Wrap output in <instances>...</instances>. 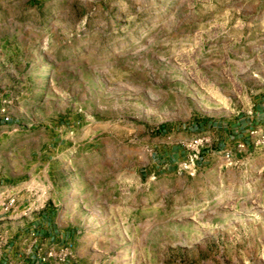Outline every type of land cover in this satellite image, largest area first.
<instances>
[{
  "label": "rangeland",
  "instance_id": "374dc122",
  "mask_svg": "<svg viewBox=\"0 0 264 264\" xmlns=\"http://www.w3.org/2000/svg\"><path fill=\"white\" fill-rule=\"evenodd\" d=\"M0 98V264H264V0H0ZM175 126L193 169L148 170Z\"/></svg>",
  "mask_w": 264,
  "mask_h": 264
},
{
  "label": "crops",
  "instance_id": "0c3cea01",
  "mask_svg": "<svg viewBox=\"0 0 264 264\" xmlns=\"http://www.w3.org/2000/svg\"><path fill=\"white\" fill-rule=\"evenodd\" d=\"M2 101H3V98H0V107H2V103H1ZM20 101L21 100H19V102L17 103L20 106L19 111H24V109H26V106H24V104H22V102ZM5 109H6L5 114L0 115V129L1 130H4V129L8 130L9 127H12L10 123L12 122L16 123L18 116H20L17 111V108L16 107L13 108V105L12 107L5 106ZM257 118H258V121L255 122V126L264 130L263 116H257ZM200 132L201 131H199V129L194 128V127L184 129L183 127L175 126L174 128H171L169 131L167 130V128L161 129L158 135L156 136L155 141L151 143V145L145 147L144 152L142 153L143 155L141 159H143V162L146 168L148 167V170H152V171H164L165 169L169 170L173 166V164H177L179 161L183 160L185 157V149L183 148L182 143L192 140L193 138L198 136ZM241 135H243V132ZM241 135H236V137L240 138L242 137ZM245 137H247V135H245ZM237 141L238 140L224 142L223 146L221 143L217 146V149L221 147L223 148L227 147V145L229 144H232V148H233ZM126 156L129 162H131L133 166L135 167L136 160H137L136 147L132 149L130 148ZM123 157L121 158L117 154V158H118L117 164L118 165H120V162L122 161ZM87 159L88 161H90L89 158ZM220 159L222 160L223 158L221 157ZM77 161H78L77 159L68 158V173L70 171H74L76 166L78 168L80 167V164L78 165L79 162ZM80 161L83 162V159H80ZM110 162H112V160L109 159L108 157H105L104 159L96 163V165L100 164L101 167H103V166L109 165ZM116 169H118V167H116ZM140 175L142 176V172L140 173ZM78 177L79 176L76 175V177L73 179L72 175L68 174V212L72 211L71 206L74 202L73 199L76 198L75 196L78 191L82 192L80 195L82 199H85L86 197L89 196L90 189L93 190V194L91 196L93 197L96 196L95 194L97 192L96 191L97 188L95 184L94 183L91 184L88 178H84L83 176L79 178ZM71 218H72V215H71ZM42 225H43L42 227H46L48 231L52 230V231H49L48 234L46 235L52 238V236H54L55 234V230H54L55 228L53 226H49L48 220L46 221V223L42 222ZM25 237L26 236L23 234L18 236L17 244H16L18 245V247H20L18 252H23L24 247L27 246L26 241H24ZM42 238H45V235L39 234L37 240L39 242H42ZM46 244H47V241H45V245ZM19 255L21 256V254ZM18 261H20L19 258L17 259V262Z\"/></svg>",
  "mask_w": 264,
  "mask_h": 264
},
{
  "label": "built area",
  "instance_id": "2783aa9c",
  "mask_svg": "<svg viewBox=\"0 0 264 264\" xmlns=\"http://www.w3.org/2000/svg\"><path fill=\"white\" fill-rule=\"evenodd\" d=\"M1 103H2V107H0V115H4L6 112V109L4 106L5 101H2ZM260 129L261 128H259V127L254 128L252 131L247 133V136L251 137V136L258 135L260 133ZM204 140L205 139H203V138H198V139H192L190 141L182 143V146L185 149V157L182 161L184 163V166H183L184 169H193V167H194L193 159H197V157L192 156V152L197 150L198 147H200L203 144ZM262 140L264 143V137H262ZM240 147H243V145H241ZM196 154H198V152H196ZM223 154H224L223 158H226V159H228V157L230 156V152H228V151H225ZM49 256H51V254H49Z\"/></svg>",
  "mask_w": 264,
  "mask_h": 264
},
{
  "label": "trees",
  "instance_id": "16d2710c",
  "mask_svg": "<svg viewBox=\"0 0 264 264\" xmlns=\"http://www.w3.org/2000/svg\"><path fill=\"white\" fill-rule=\"evenodd\" d=\"M261 109H262V112H264V108H261ZM245 125H249L248 120L239 119L238 121H236L232 133L235 135H241L243 132V129H245Z\"/></svg>",
  "mask_w": 264,
  "mask_h": 264
}]
</instances>
